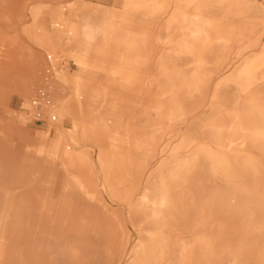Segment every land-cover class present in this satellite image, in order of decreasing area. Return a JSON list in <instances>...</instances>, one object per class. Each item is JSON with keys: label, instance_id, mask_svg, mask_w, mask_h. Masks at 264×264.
<instances>
[{"label": "rangeland", "instance_id": "1", "mask_svg": "<svg viewBox=\"0 0 264 264\" xmlns=\"http://www.w3.org/2000/svg\"><path fill=\"white\" fill-rule=\"evenodd\" d=\"M0 264H264V0H0Z\"/></svg>", "mask_w": 264, "mask_h": 264}, {"label": "built area", "instance_id": "2", "mask_svg": "<svg viewBox=\"0 0 264 264\" xmlns=\"http://www.w3.org/2000/svg\"><path fill=\"white\" fill-rule=\"evenodd\" d=\"M50 104L51 103L48 93L44 89L40 90L37 93L36 97L32 100L31 104V107H33V119L43 121L45 118L48 117L49 119L53 120L55 115L51 114L50 112L45 115L43 111V109H48L50 107Z\"/></svg>", "mask_w": 264, "mask_h": 264}, {"label": "bare ground", "instance_id": "3", "mask_svg": "<svg viewBox=\"0 0 264 264\" xmlns=\"http://www.w3.org/2000/svg\"><path fill=\"white\" fill-rule=\"evenodd\" d=\"M34 99V98H33ZM32 99V100H33ZM32 100L30 101V105L32 104ZM215 128V127H214ZM210 132H212V127H209ZM211 134V133H210ZM214 135V134H213Z\"/></svg>", "mask_w": 264, "mask_h": 264}]
</instances>
